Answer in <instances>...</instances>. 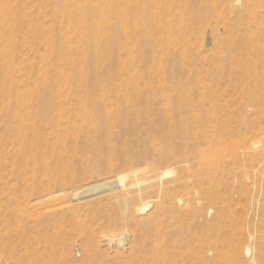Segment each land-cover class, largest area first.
Here are the masks:
<instances>
[{
	"label": "bare ground",
	"instance_id": "6f19581e",
	"mask_svg": "<svg viewBox=\"0 0 264 264\" xmlns=\"http://www.w3.org/2000/svg\"><path fill=\"white\" fill-rule=\"evenodd\" d=\"M0 4V125L13 150L9 168L19 178L0 189V264L53 262L69 232L91 252L88 261L178 264L183 246L168 232L175 220L177 234L201 227L208 236L194 240L191 256L204 263L202 249L211 246L214 260L245 264L236 252L237 223L223 205L221 189L236 178L229 181L223 172L227 137L209 114L221 112L217 91L225 73L241 84V95L264 97V0H60L51 12L57 37L41 31L49 55H38L39 85L26 92L9 86L17 77L11 36L18 29L11 27L9 2ZM205 42L213 47L210 54ZM114 50L120 52L113 56ZM115 57L117 74H103L102 67H111ZM141 102L150 107L140 112L135 105ZM155 102L163 105L157 108L162 122L152 125L143 120ZM115 129L124 140L130 133L147 146L136 162L129 146L120 148L128 169L115 165ZM146 158L153 166L151 178L136 167L142 179L135 184L131 169ZM169 161L182 180L174 176L160 184L167 172H156ZM169 181L184 192V223L168 213L179 210L165 191ZM83 193L94 199L81 202ZM205 205L214 207V220L197 225ZM221 226L229 239L217 250L214 233ZM95 231L101 233L96 241ZM262 239L256 264H264Z\"/></svg>",
	"mask_w": 264,
	"mask_h": 264
},
{
	"label": "rangeland",
	"instance_id": "374dc122",
	"mask_svg": "<svg viewBox=\"0 0 264 264\" xmlns=\"http://www.w3.org/2000/svg\"><path fill=\"white\" fill-rule=\"evenodd\" d=\"M8 2L11 8L10 10L13 14L11 27L15 28L16 30L18 29L17 34L11 36L13 38V41H15L16 43V48L14 51L16 58L13 71L15 72V76L17 77H15V80L13 79V81L9 83V86H12L14 89L19 88L21 91L25 90L24 92H26V90L34 89V87L36 88L39 85V82L36 78L40 74L38 69V55H49V50L46 42L44 38L41 39V31L44 30L47 33L51 32L50 34L52 35L53 39H56L57 37V33L59 30L58 21L53 23L51 12L53 8L60 3V0H7V3ZM0 6L3 7V4H0ZM1 23L4 24L3 28L7 27V23ZM52 32H55V34ZM204 46L205 52H208L210 54L213 47H211L210 44H206V42ZM116 51L117 50H114L113 56L116 54ZM119 52L120 50L117 51V53ZM118 66L119 61L115 57L113 59L112 66L109 68L102 67L101 71L105 75L108 74L114 77V75L119 71ZM31 68L33 70H31ZM36 70L37 73L35 72ZM11 83H13L14 85ZM117 85L118 83L104 84V86L107 88H112ZM25 86L28 87L26 88ZM240 88L241 84L237 83L235 77L233 75L225 73V75L219 81V88L217 91V94H221L223 98L222 100L216 101L218 104L216 106L221 112H219L218 115L209 114V116L214 120V122L218 123L216 128L221 127V130L225 132L223 133V136L227 137L225 141L227 147L222 159V162L225 166L223 172L227 174L226 177L229 178V181H232L233 176L236 177L233 186L232 184H227L224 185L221 189L225 194L226 200L223 205L226 208L228 207L227 214L237 223V230L235 229V231L237 232V235H235V239L236 242L238 241L236 245V252L239 253L243 261L246 262L245 264H256L254 252L257 241L258 239L261 240L263 238L262 241L264 242V193L261 194V189L262 187L264 188V180L260 178L264 175V165L261 163V161H263L264 163V139H260L259 135L260 133H264V97L255 99L251 95H241V93H239L241 90ZM258 96L260 95L258 94ZM135 106L138 110H140V112H143L146 108L150 107V105L145 102H141ZM162 107L163 105L157 102L152 103L151 108H154V112L149 114L143 121L149 122L152 125L161 124V115L158 113L159 111L157 110V108ZM170 107L172 109L176 108L174 103H171ZM218 117L225 118V123L216 121ZM174 122H177V120L175 119ZM152 132L154 135L156 134L155 131ZM101 134L102 133L100 132L99 135ZM3 137L2 125H0V146L1 148H3V151L0 152V189H2L4 187L3 184H7V182L9 183V185H14L19 181L18 176L12 173L13 171H11L9 168V162L13 161V156L11 155L13 150L10 146L9 141H6V139ZM125 137L127 140H124V136L121 133H118V130L115 129L114 141L117 145L115 152V165L120 170L128 169L131 167L130 164L123 162V156L120 151L121 147H130V158L134 162L138 161L142 157L143 147L147 148L145 142L139 141L137 137H135V135L127 133ZM99 141H101V137H99V140L97 141V149L100 148L98 147ZM259 144L262 146V150H258L257 148H255V146ZM83 155L84 157L87 156L85 152L83 153ZM145 155L147 157V153ZM146 160L147 163L137 164L131 169L133 174V182L135 184L137 183V180L142 179L141 173L140 171L136 170V167H138L139 170L145 168V172L148 175L147 178H151L150 174L153 166L152 164H149L148 158H146ZM173 163V161H169L167 163H164L163 165H160V169H158L156 173L160 175L161 172H167V176H161V178L159 179L160 184L166 182L167 180H170L174 176L177 177L176 180H182L180 178V170L177 167H173ZM135 164L136 163H134V165ZM76 168L78 169V171L80 170L81 172H83L82 167L77 166ZM231 171L232 174H230ZM226 174H224V176ZM118 177L120 178V176ZM164 187L166 189L164 190L168 192L169 196L173 197L175 205L177 206V208H179L176 214L174 211L169 210V215L171 213L170 217L178 216L177 222L184 223L187 220V217L185 216V208L183 207L185 202L183 197L184 192L179 188L177 182L173 183L169 181L168 183H165ZM108 188L106 186L104 189ZM135 190L133 191L135 192ZM89 194L92 193L81 194L79 196L82 197L80 198L81 202L94 199V197ZM168 199L169 197L167 196L164 200L165 204H167ZM199 199L200 195L196 193L195 200L198 201ZM124 201L126 202L127 200L124 199ZM127 213L128 212L125 211L122 212V218H124L125 214ZM214 216V207L210 205L203 206L201 214H199L196 218L197 225H202L204 222H212L214 220ZM139 217H143V215H140ZM137 219L140 220V218ZM136 220L134 219V221ZM175 221L169 222L168 232L171 235L172 240L179 242L183 246L181 248L184 251L183 253V251L181 250V252L184 254L183 260H181L178 264L231 263L229 259V261L227 260V262L229 263H227L226 261L218 262L217 260H214L217 252L211 246H205L202 249V251L204 250V252L201 253V256H205L206 258V261H204V263L201 262L198 257L191 256V251L193 252L191 246L194 243V240L204 239L208 236L201 227H195L192 230H188L187 233L183 235L179 233L177 234V232H175L177 228V224L174 223ZM87 223H89L88 218ZM221 227L217 228L216 232L214 233V237L217 238V240L214 239L217 242V250L221 248L225 249L224 246L227 245V241L229 239L228 229L225 226ZM100 234L101 233L99 231H95V237H93L95 238L94 241L99 239ZM209 237L213 238L211 236ZM66 240L68 241L64 243L63 246H59L61 250L60 252H57L56 258L53 261L55 264H102L100 263L101 260L99 258L97 262H94L93 258L91 261H88V256L91 252H86L88 250H82V247L80 245V236L77 233L69 232L66 236ZM128 240L130 241V237H127L125 241L128 242ZM87 242H91L90 239H87ZM101 249L104 250L105 248L101 247ZM224 252L226 253V251ZM35 262L36 264H38V262L39 264H49V262L50 264H54L51 261L46 262L45 260L41 262ZM35 262L33 264H35ZM140 263V260H135V264Z\"/></svg>",
	"mask_w": 264,
	"mask_h": 264
}]
</instances>
